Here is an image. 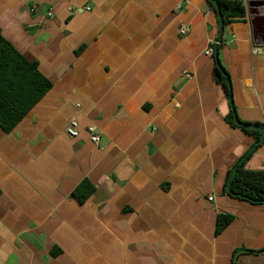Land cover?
I'll list each match as a JSON object with an SVG mask.
<instances>
[{"label":"crops","instance_id":"1","mask_svg":"<svg viewBox=\"0 0 264 264\" xmlns=\"http://www.w3.org/2000/svg\"><path fill=\"white\" fill-rule=\"evenodd\" d=\"M242 1L219 43L209 0H0L3 35L53 83L0 127V264H264V202L226 191L257 142L232 107L264 127V41ZM249 155L264 170V141ZM221 214L233 219L219 231Z\"/></svg>","mask_w":264,"mask_h":264},{"label":"trees","instance_id":"2","mask_svg":"<svg viewBox=\"0 0 264 264\" xmlns=\"http://www.w3.org/2000/svg\"><path fill=\"white\" fill-rule=\"evenodd\" d=\"M217 1L224 24L246 16V8L242 0ZM209 2L212 3V0ZM223 71L225 72L222 66L215 65L214 72L217 80L223 84L227 94L231 96L228 73L224 75ZM52 86V81L41 72L39 62L28 59L3 35L0 29V127L7 133L13 131ZM234 112L233 110L228 116L230 123L255 134L258 141L262 133L257 129L236 124ZM245 162L246 160L242 161L235 172L232 175L229 174L230 194L249 202H264V170L248 169L245 167ZM94 189L90 180L85 179L76 187L73 195L80 202H84L92 195ZM232 219V215L221 214L218 218V230L225 228Z\"/></svg>","mask_w":264,"mask_h":264},{"label":"water","instance_id":"3","mask_svg":"<svg viewBox=\"0 0 264 264\" xmlns=\"http://www.w3.org/2000/svg\"><path fill=\"white\" fill-rule=\"evenodd\" d=\"M212 3H213V5L216 8L217 17H218L219 24H220V34H219V38H218V41L220 43L221 40H222V37H223V32H224L223 17H222V13H221V9H220V5H219L218 1L217 0H212ZM259 7H264V0H252L248 4V10L247 11H248V14L251 17V23H252V26H253V35H254V37L257 38V39L260 38L261 40L264 41V15H260L259 9H258ZM215 57H216V61H217V66L220 67L221 65H220V63L218 61V57H217V53L216 52H215ZM223 74L227 75L226 72H224V71H223ZM227 79L229 81V87L231 89L230 78H229L228 75H227ZM230 100L232 102L231 96H230ZM232 109H233V107H232ZM235 123L238 124V125H242L243 127H246V128L257 129V130H259L262 133V135H261L260 139L257 142H255V144L250 147V149L246 152V154L243 155V157L236 163V165L234 166V168H233V170L231 172V175L235 172V170L239 166V164L243 160H245L247 158V156L251 152H253L255 150L257 145L261 144L264 141V127H262L260 125H257V124L242 123L241 121H239L237 119L236 116H235ZM226 191L228 193H230V185H229V183H228V185L226 187ZM243 251H244V249L237 250L234 253L233 260L235 261L236 257L238 256V254L243 252Z\"/></svg>","mask_w":264,"mask_h":264},{"label":"built area","instance_id":"4","mask_svg":"<svg viewBox=\"0 0 264 264\" xmlns=\"http://www.w3.org/2000/svg\"><path fill=\"white\" fill-rule=\"evenodd\" d=\"M37 8V5L34 3L30 6L29 10L31 12H35ZM48 15H52V11L48 12ZM180 34L184 35L187 33L188 28L185 26H181L180 29ZM215 53V47L212 43V45H209L206 49H205V54L212 56ZM88 132H89V137L90 140L95 143L98 144L99 140H100V132L98 131V129L94 126V125H90L87 128ZM154 130H156V128H154ZM66 132L67 134L72 137V138H76L79 136V124H78V120L76 118H72L69 120L67 126H66ZM210 199H212V197H210Z\"/></svg>","mask_w":264,"mask_h":264}]
</instances>
